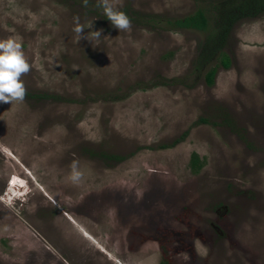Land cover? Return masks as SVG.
Segmentation results:
<instances>
[{
    "label": "rangeland",
    "instance_id": "obj_1",
    "mask_svg": "<svg viewBox=\"0 0 264 264\" xmlns=\"http://www.w3.org/2000/svg\"><path fill=\"white\" fill-rule=\"evenodd\" d=\"M222 1L113 0L120 32L97 0H0L31 68L0 102V264H264V11L201 65Z\"/></svg>",
    "mask_w": 264,
    "mask_h": 264
},
{
    "label": "clouds",
    "instance_id": "obj_2",
    "mask_svg": "<svg viewBox=\"0 0 264 264\" xmlns=\"http://www.w3.org/2000/svg\"><path fill=\"white\" fill-rule=\"evenodd\" d=\"M89 0H83V5L87 7ZM96 7L102 8L104 15L111 22L112 26L121 31H128L131 28V20L123 11L118 10L113 0H97ZM90 25L88 28H92ZM84 26L79 23V18H75L73 32L77 35V42L81 39L89 41L99 40L102 30L91 31L87 36L82 35ZM31 70L30 64L25 58L22 45L16 39L9 37L0 40V102L12 104L23 102L26 97V87L21 77ZM69 179L72 183L78 184L83 180V172L80 170L79 162L74 160L70 164ZM54 207L59 204L53 200Z\"/></svg>",
    "mask_w": 264,
    "mask_h": 264
},
{
    "label": "trees",
    "instance_id": "obj_3",
    "mask_svg": "<svg viewBox=\"0 0 264 264\" xmlns=\"http://www.w3.org/2000/svg\"><path fill=\"white\" fill-rule=\"evenodd\" d=\"M214 10L215 16L211 19L214 28L206 34L205 38L198 45V57L201 65L221 52L222 48L226 45V36L236 21L245 17L250 18L256 16L261 11H264V0H253V2L249 0H224L219 4H215ZM173 22L178 27L197 30H204L208 26L204 10L202 9H197L192 14L180 19H174ZM222 65L225 68L229 65L225 55L222 60ZM214 75L215 68L209 69L205 74L206 83H212ZM174 144H164L161 147L167 148ZM190 166L194 172H197L201 167V162L194 153L191 156Z\"/></svg>",
    "mask_w": 264,
    "mask_h": 264
}]
</instances>
